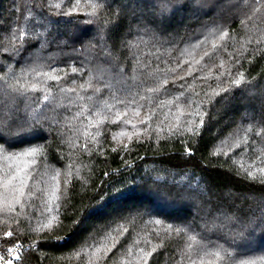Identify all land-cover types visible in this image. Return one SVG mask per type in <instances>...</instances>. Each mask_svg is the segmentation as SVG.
I'll use <instances>...</instances> for the list:
<instances>
[{
    "label": "trees",
    "instance_id": "trees-1",
    "mask_svg": "<svg viewBox=\"0 0 264 264\" xmlns=\"http://www.w3.org/2000/svg\"><path fill=\"white\" fill-rule=\"evenodd\" d=\"M152 3L0 0L19 264H264V0Z\"/></svg>",
    "mask_w": 264,
    "mask_h": 264
},
{
    "label": "snow or ice",
    "instance_id": "snow-or-ice-1",
    "mask_svg": "<svg viewBox=\"0 0 264 264\" xmlns=\"http://www.w3.org/2000/svg\"><path fill=\"white\" fill-rule=\"evenodd\" d=\"M135 3V0H134ZM195 3V0H153V3L150 5L151 8L154 9H158V11L155 12V15L159 18H169V13L170 12H174L176 10L179 9H185L188 7H192ZM139 7H143V4L141 3L140 5H138ZM207 55V53H206ZM55 78V77H53ZM236 85H240L241 84V80H236L235 81ZM203 122V121H202ZM33 132V128L31 125H28L27 123H21L17 130H16V138L17 139H21L27 135H31ZM3 134H0V140H3ZM3 149V145L0 144V150ZM32 152H27L25 153V155H32ZM264 171V170H262ZM21 186H23V180H21ZM21 194H23L22 190H21ZM262 216H264V211H262L261 213ZM80 223L79 220H77L73 227L75 228L76 226H78ZM5 235L11 236L12 233H6ZM67 237H62L61 240H66ZM60 241H56V243H59ZM9 252L12 251V249H8ZM217 256L219 257V253H217ZM4 257L2 255H0V260H3ZM7 264H12L11 260H8Z\"/></svg>",
    "mask_w": 264,
    "mask_h": 264
},
{
    "label": "built area",
    "instance_id": "built-area-1",
    "mask_svg": "<svg viewBox=\"0 0 264 264\" xmlns=\"http://www.w3.org/2000/svg\"><path fill=\"white\" fill-rule=\"evenodd\" d=\"M33 243L31 241H16L10 245H2L0 243V255L4 257L3 260H0V264H7L8 260L12 261V264H19V258L21 252L29 247H32ZM8 249H12L11 252Z\"/></svg>",
    "mask_w": 264,
    "mask_h": 264
}]
</instances>
